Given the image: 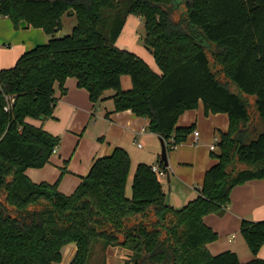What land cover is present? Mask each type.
Listing matches in <instances>:
<instances>
[{"label":"trees","instance_id":"obj_1","mask_svg":"<svg viewBox=\"0 0 264 264\" xmlns=\"http://www.w3.org/2000/svg\"><path fill=\"white\" fill-rule=\"evenodd\" d=\"M70 11L77 24L57 36ZM0 14L50 36L0 77V264H57L69 242L76 243L69 264H91L96 248L104 258L110 246L128 249L134 264H264V219L241 223L254 256L248 262L232 250L212 254L218 233L204 222L225 213L236 186L264 178V0H0ZM130 14L144 19L143 43L160 72L117 46ZM70 77L93 103L114 90L112 112L148 118L167 151L194 131L177 121L200 102L206 115L227 113L229 129L198 196L174 207L144 163L128 196L131 157L123 147L97 158L70 195L59 190L66 163L54 183L32 181L27 170L48 164L61 138L26 119L51 117L55 86L66 94ZM4 94L16 98L9 112Z\"/></svg>","mask_w":264,"mask_h":264},{"label":"crops","instance_id":"obj_2","mask_svg":"<svg viewBox=\"0 0 264 264\" xmlns=\"http://www.w3.org/2000/svg\"><path fill=\"white\" fill-rule=\"evenodd\" d=\"M142 19L141 16L133 14L127 17L116 42L117 46L133 51L155 71L160 72L155 68L157 64L153 54H149L150 51L137 42ZM24 52L23 48L16 50L15 62L12 66ZM65 86L66 94L61 95L60 89L55 91L58 101L51 117L45 120L27 118L26 121L65 139L69 134L82 133L84 128L91 123L100 106L99 113L106 118V136L102 137L101 143H95L96 146L90 152L84 165L76 166V168L67 166V172L63 174L59 183V190L62 193L72 194L80 184L82 177L88 174L94 161L110 155L116 147H123L127 150L131 157V165L135 164V170L140 163L159 164L161 152L158 153V149L161 143L159 136L148 130V118L139 117L131 110L112 112L114 101L112 98H105L112 97L113 94L105 96L107 91L104 93L105 100H101L102 103H98L101 101L93 103L88 91L78 87L74 77L68 78ZM107 113L110 114L107 115ZM192 124L195 125L194 130L199 131V138L195 140L192 131L185 141L168 151V170L165 171L166 175L162 176L167 178V186L163 184V189L170 204L176 208H182L198 196L206 171L217 163V158L214 157L218 144L216 138H220L221 132L228 131L230 120L227 113L206 115L204 104L200 102L198 108L186 111L177 121V127H187ZM143 139L147 144L146 150L138 151L136 147L143 148L140 142ZM213 144L216 146L214 150L211 149ZM60 145L64 144L60 143ZM64 146L58 148V154L52 155L49 163L44 167L27 170V175L32 181L54 183L59 178L61 167L64 166L66 160L62 156ZM159 178H161L160 175ZM244 219L252 221L264 219V178L252 179L236 186L231 192L230 203L223 215L208 214L204 217V222L218 233V239L208 244L212 254L232 250L239 255L242 262H248L254 258L240 234L241 223ZM258 256L264 259V245Z\"/></svg>","mask_w":264,"mask_h":264},{"label":"rangeland","instance_id":"obj_3","mask_svg":"<svg viewBox=\"0 0 264 264\" xmlns=\"http://www.w3.org/2000/svg\"><path fill=\"white\" fill-rule=\"evenodd\" d=\"M142 23L139 29V35L137 38V42L142 47L148 49L143 43L142 37L145 35V21L144 19L140 20ZM144 23V24H143ZM77 24L76 17H68L65 15L62 18V27L56 33L57 36H64L70 34L73 30V27ZM3 35V36H2ZM50 38L49 35L44 32L41 28H35L32 26H28L25 21H20L18 27L14 25L12 20L9 17H5L2 15L0 17V45H1V66L2 68H10L15 62V55L17 49L29 50V48H33L37 44H42L48 41ZM129 46V45H128ZM10 47V49H8ZM13 47V48H11ZM150 51V49H148ZM152 55V52L150 53ZM155 65V64H154ZM156 69L157 66L155 65ZM123 88L129 89L131 88V78L128 75L123 76L122 78ZM59 89V86L56 84L55 90ZM114 90H108L105 93V96L109 94H114ZM111 97H106L108 99ZM104 99V100H105ZM98 103H102L98 102ZM100 106H98V111L95 112V116L93 117L91 123L84 128L82 133L79 134H69L67 138H61V144L57 147V151L53 153V155L58 154V148L64 146L62 156L66 159V166H73L76 168L80 165H84L86 160L89 157L90 152L96 146L95 143H101L103 136H106V118L100 113ZM143 148L136 149L138 151H145L146 149V141L143 139L140 141ZM215 143V141H214ZM158 153L161 152V146L159 145ZM135 173V164L130 166V173L128 178V184L126 193L128 196L132 195V180L133 175ZM162 184L167 186V178L160 176ZM76 251V243L69 242L64 245L62 248L63 259L60 263L57 264H69L71 259L73 258ZM104 259V260H103ZM134 264V261L131 257V252L122 247V246H110L106 252L104 258L98 248H96V253L91 261V264Z\"/></svg>","mask_w":264,"mask_h":264},{"label":"built area","instance_id":"obj_4","mask_svg":"<svg viewBox=\"0 0 264 264\" xmlns=\"http://www.w3.org/2000/svg\"><path fill=\"white\" fill-rule=\"evenodd\" d=\"M2 16V14H0V17ZM0 49H1V45H0ZM4 68H2L1 64H0V77H1V73L3 71ZM4 97H5V106H4V110L6 112H9L12 110L15 102H16V98L14 95H6L4 94ZM194 136H195V140H197L200 136V133L198 130H194ZM216 142H219V139L216 138ZM180 144V143H179ZM179 144H173L171 145V148L174 149L176 148ZM216 148V146L213 144L211 146V149L214 150ZM57 151V147L54 149V153ZM152 170L156 173H158L160 176H165L166 173H165V170H163L160 166V163L159 164H155L152 166Z\"/></svg>","mask_w":264,"mask_h":264},{"label":"water","instance_id":"obj_5","mask_svg":"<svg viewBox=\"0 0 264 264\" xmlns=\"http://www.w3.org/2000/svg\"><path fill=\"white\" fill-rule=\"evenodd\" d=\"M68 17H74V12L73 11H70L68 14H67ZM159 140H160V143H161V161L163 162V164L165 166H168L169 165V162H168V151H167V147H166V143L164 141L163 138L159 137Z\"/></svg>","mask_w":264,"mask_h":264}]
</instances>
